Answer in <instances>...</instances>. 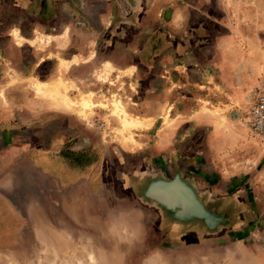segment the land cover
Instances as JSON below:
<instances>
[{"label":"rangeland","instance_id":"374dc122","mask_svg":"<svg viewBox=\"0 0 264 264\" xmlns=\"http://www.w3.org/2000/svg\"><path fill=\"white\" fill-rule=\"evenodd\" d=\"M71 1L80 74L0 72V264H264V0Z\"/></svg>","mask_w":264,"mask_h":264},{"label":"crops","instance_id":"0c3cea01","mask_svg":"<svg viewBox=\"0 0 264 264\" xmlns=\"http://www.w3.org/2000/svg\"><path fill=\"white\" fill-rule=\"evenodd\" d=\"M53 3L57 8L53 17L19 16L20 13L18 16L0 17V72H5V69L9 68L22 78L21 83L37 78L36 81L44 79L43 82L49 84L59 78L65 82L68 77L64 76L70 71L76 75L80 74L86 56V51L82 49L84 47L79 45H83L80 37L84 34L88 23L79 14L78 5L71 0H53ZM107 15L108 11L104 10L95 22L100 46L103 49V46L109 44L106 52L101 50V55L105 56L102 62L108 56L110 58L108 49L112 45V30L107 27L110 24ZM15 32L20 43L14 37ZM48 63H51L52 68L46 73ZM88 67L94 74L102 71L100 69L98 71L99 67L96 64L94 67L93 65ZM43 72L45 73L43 76L38 75ZM26 74L37 77H26ZM172 82L175 83L176 79ZM176 85L180 84H169V90H174Z\"/></svg>","mask_w":264,"mask_h":264},{"label":"built area","instance_id":"2783aa9c","mask_svg":"<svg viewBox=\"0 0 264 264\" xmlns=\"http://www.w3.org/2000/svg\"><path fill=\"white\" fill-rule=\"evenodd\" d=\"M249 130L255 139L264 142V89L249 111Z\"/></svg>","mask_w":264,"mask_h":264},{"label":"bare ground","instance_id":"6f19581e","mask_svg":"<svg viewBox=\"0 0 264 264\" xmlns=\"http://www.w3.org/2000/svg\"><path fill=\"white\" fill-rule=\"evenodd\" d=\"M127 122H128V121H127ZM127 122H126V123H127ZM128 125H131V124H130V123H128V124H127V126H128ZM125 126H126V125H125Z\"/></svg>","mask_w":264,"mask_h":264}]
</instances>
